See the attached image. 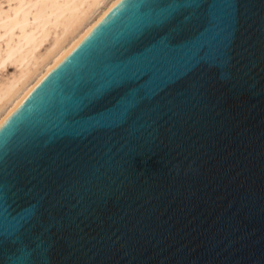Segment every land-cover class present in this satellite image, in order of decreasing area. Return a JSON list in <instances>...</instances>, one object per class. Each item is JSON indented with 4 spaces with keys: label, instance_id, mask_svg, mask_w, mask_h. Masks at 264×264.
I'll use <instances>...</instances> for the list:
<instances>
[{
    "label": "water",
    "instance_id": "1",
    "mask_svg": "<svg viewBox=\"0 0 264 264\" xmlns=\"http://www.w3.org/2000/svg\"><path fill=\"white\" fill-rule=\"evenodd\" d=\"M0 264H264V0H119L0 122Z\"/></svg>",
    "mask_w": 264,
    "mask_h": 264
},
{
    "label": "bare ground",
    "instance_id": "2",
    "mask_svg": "<svg viewBox=\"0 0 264 264\" xmlns=\"http://www.w3.org/2000/svg\"><path fill=\"white\" fill-rule=\"evenodd\" d=\"M118 1L0 0V122Z\"/></svg>",
    "mask_w": 264,
    "mask_h": 264
},
{
    "label": "rangeland",
    "instance_id": "3",
    "mask_svg": "<svg viewBox=\"0 0 264 264\" xmlns=\"http://www.w3.org/2000/svg\"><path fill=\"white\" fill-rule=\"evenodd\" d=\"M4 5H5V3H4ZM9 67H10V68H9ZM13 70H14L13 65H9L8 67H6L5 73L11 72V71H13Z\"/></svg>",
    "mask_w": 264,
    "mask_h": 264
},
{
    "label": "snow or ice",
    "instance_id": "4",
    "mask_svg": "<svg viewBox=\"0 0 264 264\" xmlns=\"http://www.w3.org/2000/svg\"><path fill=\"white\" fill-rule=\"evenodd\" d=\"M7 211H8V212H11V209H8ZM26 214H27V213L22 214V216H20L21 219L23 218V215H26Z\"/></svg>",
    "mask_w": 264,
    "mask_h": 264
}]
</instances>
